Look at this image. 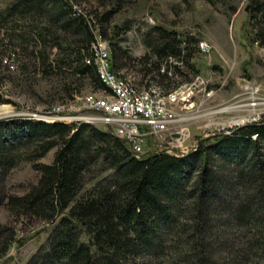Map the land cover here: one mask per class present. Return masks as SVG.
<instances>
[{
  "label": "trees",
  "instance_id": "1",
  "mask_svg": "<svg viewBox=\"0 0 264 264\" xmlns=\"http://www.w3.org/2000/svg\"><path fill=\"white\" fill-rule=\"evenodd\" d=\"M87 1L0 0V71L12 57L24 71L56 77L72 98L87 84L108 89L95 63L98 30L109 39L116 73L127 77L123 70L136 63L145 87L169 92L171 70L183 74L190 55L186 38L154 25L148 50L132 57L120 36L129 22L113 32L106 25L124 0L100 11L84 10ZM249 24L264 46V0H251ZM3 81L0 72V100ZM53 147V160L39 161ZM22 160L33 161L39 178L22 194H6L2 184ZM1 206L53 223L25 264H264V118L185 153L140 156L91 122L0 118ZM15 235L0 221V255Z\"/></svg>",
  "mask_w": 264,
  "mask_h": 264
},
{
  "label": "rangeland",
  "instance_id": "2",
  "mask_svg": "<svg viewBox=\"0 0 264 264\" xmlns=\"http://www.w3.org/2000/svg\"><path fill=\"white\" fill-rule=\"evenodd\" d=\"M7 1L2 0V3ZM107 2V5L100 6L98 0H88L80 6L84 10L98 7L100 11L113 5L112 0ZM250 8L251 0H124L121 10L106 22L109 32H113V25L120 29L129 22V28L122 30L120 36L123 37L121 43L132 57L139 58L148 50L146 39L154 25L177 31L190 45L188 61L181 64L183 74L175 73L173 69L170 72L173 76L170 93L157 86L145 87L146 82L136 63L123 70L129 74L124 78L131 81L137 91L150 94L156 103L167 104L175 111V126L150 138L145 146L147 151L187 152L203 138L264 118V46L253 37L249 24ZM7 59H4L0 71L4 75L3 98L0 100L3 118H38V115L63 111L74 117H69L70 120L68 117H54L55 120L73 123L86 121L82 117L94 116L95 122L91 123L109 129L105 120L99 117L100 112H92L85 105L86 98L105 99L106 91L87 84L72 98L61 91V83L56 77L44 78L34 70L24 71L22 63L12 57ZM178 59L169 60L181 63ZM166 60L162 70L166 69ZM192 81L188 86L190 97L186 104L170 101L173 99L171 94L185 82ZM152 88L161 93L145 90ZM183 136L185 141L181 143ZM56 149L51 148L39 161L51 162ZM38 178L39 172L33 161L22 160L11 168L2 186L6 194H22ZM0 221L12 227L16 234L9 250L0 255V264H25L45 241L53 225L43 218L17 215L16 211L5 206L0 207Z\"/></svg>",
  "mask_w": 264,
  "mask_h": 264
},
{
  "label": "built area",
  "instance_id": "3",
  "mask_svg": "<svg viewBox=\"0 0 264 264\" xmlns=\"http://www.w3.org/2000/svg\"><path fill=\"white\" fill-rule=\"evenodd\" d=\"M201 45H204L203 43ZM205 48V46H203ZM110 42L97 33V41L94 42L95 57L102 62L109 79L112 81V89L106 90L105 99L86 98L85 105L91 108L92 112H100V118L105 120L110 128L122 138H126L131 145L140 153L146 151L145 146L149 138L162 135L170 127L175 126V111L167 104H156L147 99V93L134 91L125 81L119 79L115 68H111V57L109 55ZM192 82H185L182 87L173 93L171 102L187 103L189 100L188 86ZM65 116L63 111L52 112L45 116ZM71 115L72 113H67ZM87 121H94V116L82 117ZM185 136L180 142L185 141Z\"/></svg>",
  "mask_w": 264,
  "mask_h": 264
},
{
  "label": "bare ground",
  "instance_id": "4",
  "mask_svg": "<svg viewBox=\"0 0 264 264\" xmlns=\"http://www.w3.org/2000/svg\"><path fill=\"white\" fill-rule=\"evenodd\" d=\"M96 33H98L97 31H96ZM109 55H110V57H111V54H110V50H109ZM95 62H96V64L98 63L99 65H97V69H98V72H99V75H100V77H101V79L105 82V84L107 85V87H108V89H112V81L109 79V77H108V74H107V72L105 71V69H104V67H103V64H102V62H100L96 57H95ZM111 68H113V64H112V58H111ZM117 74V77L119 78V79H121V80H123V81H125L129 86H131L133 89H134V91H137L135 88H134V86H133V84H132V82L131 81H129V80H127L126 78H124V76L123 75H120V73H116ZM183 86V85H182ZM176 92V91H175ZM174 92V93H175ZM172 96H173V94H171ZM170 95V96H171ZM147 99H149V101H152V102H154V103H156L157 101H156V99H154L152 96H150V94H148L147 93ZM162 99V98H161ZM163 100V99H162ZM163 102V101H162ZM156 104H160V103H156ZM4 110V109H3ZM65 113V116H63L62 114H60V116H45V117H38V118H41V119H47V120H50V121H54L55 120V118L54 117H68L67 118V120H70L71 118H69V117H74V116H72V115H68L67 114V112H64ZM3 114H1L0 116H2ZM77 116V115H76ZM75 119V118H74ZM83 119V118H82ZM87 121V120H86ZM87 122H95V121H87ZM109 129H110V127H108ZM110 131H112L111 129H110ZM114 134H116V132H113ZM117 135V134H116ZM118 136V135H117ZM120 137V136H119ZM120 138H122V137H120ZM151 138V137H150ZM149 138V139H150ZM122 139H124L127 143H128V145L130 146V148H131V150L136 154V155H138V156H140L142 153H140V152H138L137 150H135V148L131 145V143L126 139V138H122Z\"/></svg>",
  "mask_w": 264,
  "mask_h": 264
},
{
  "label": "water",
  "instance_id": "5",
  "mask_svg": "<svg viewBox=\"0 0 264 264\" xmlns=\"http://www.w3.org/2000/svg\"><path fill=\"white\" fill-rule=\"evenodd\" d=\"M0 118H3L2 116H0Z\"/></svg>",
  "mask_w": 264,
  "mask_h": 264
}]
</instances>
